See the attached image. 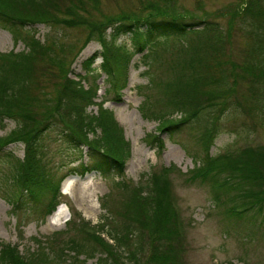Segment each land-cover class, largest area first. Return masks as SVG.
I'll list each match as a JSON object with an SVG mask.
<instances>
[{
	"label": "trees",
	"instance_id": "trees-1",
	"mask_svg": "<svg viewBox=\"0 0 264 264\" xmlns=\"http://www.w3.org/2000/svg\"><path fill=\"white\" fill-rule=\"evenodd\" d=\"M63 1L0 0V27L10 31L16 43L22 41L26 46L20 53L0 55V122L13 119L18 126L15 131L0 139V148L13 143H24L27 146L25 159H15L14 183L22 191L21 199L15 201L17 209L20 203L34 202L37 205L42 201L43 194L49 190L55 191L54 186L51 189L55 175L47 169L42 155L44 137L49 133L60 131V141L75 150L76 154L83 152L81 147H87L88 161L85 165L80 164L76 171L84 173L91 168L110 177L107 175L111 172L118 173L121 170L130 147L124 130L105 104L111 101L109 96L117 101L115 93L122 95L133 57L143 54L147 63L160 62L162 55L159 54V48L167 50L168 40L175 38L181 44V54L185 55L180 57L183 61H179L184 73L167 83L173 84L177 78L174 84H177L178 89L168 92L162 100L167 110L154 109L160 99L154 90L155 79L147 88L150 91L153 86V98L143 92L145 117L158 122L160 129L158 133L148 134L145 141L152 149L161 150L164 146L162 136H173L187 127L198 128L200 141L203 146L206 145L204 158L196 159L195 168L186 174L180 171V175L183 179L185 177L187 184L209 186L213 202L218 208L226 209L229 219L236 223H250L246 238H252L258 215L263 217L260 226L264 225V148H249L236 154L225 153L219 156L210 153V144L222 130V118L230 101L226 100L220 106L219 113L214 114L216 96L213 91L225 80V75L216 77L209 73V67L214 62L221 66L224 35L228 29L224 30L214 22L188 19L182 14H155L146 19L121 14L104 32H100L96 26L91 36L103 45L102 52L95 53L83 63L85 79L83 77L77 81L66 76L61 99L52 114L53 119L57 120L69 118L73 126L62 130L57 122L43 125L46 119L42 124L30 127L32 118L25 108L33 101V64L47 52L45 44L27 28L54 24V19L61 17ZM78 8V4L71 3L70 9ZM230 11H234L235 20L228 22L229 30L232 31L236 21L241 31L251 39L249 58L252 61L246 65L244 73L249 79L250 98L253 99L251 104L254 105L252 109L263 114L264 0H245L242 6ZM69 15L73 21H64V25L81 20L73 13ZM129 34L135 43L136 53L117 44L121 37ZM191 35L197 37L196 42L189 40ZM184 39L187 44H183ZM99 58L103 59L99 69L102 74H97L105 75L107 84V97L101 103L96 102L99 99L98 85L88 88L84 85L87 76L97 71L93 66ZM175 66L172 64L171 68ZM212 85L216 86L215 90L211 88ZM93 106L98 107L96 113L89 111ZM170 170L167 168L162 172H151L145 186L147 192H144L142 186L132 187L124 180L116 183V187L123 193V199L116 203L109 198L104 201V210L112 217V223H108L106 217L101 224V232L107 233L113 244L97 231H90L85 224L83 227L88 232L81 226H70L66 232H60L49 242L38 241V249L27 258L17 246L2 245L0 264H63L64 261L88 264L98 257L99 264H124L127 261H123L122 255L140 253L147 239L151 242L153 252L146 264H183V226L170 191ZM173 170L179 171L176 168ZM71 171L76 172L75 167ZM39 211L41 209L33 210ZM42 211L45 214V210ZM71 212L75 218V213ZM69 229L75 232L68 233Z\"/></svg>",
	"mask_w": 264,
	"mask_h": 264
},
{
	"label": "rangeland",
	"instance_id": "rangeland-1",
	"mask_svg": "<svg viewBox=\"0 0 264 264\" xmlns=\"http://www.w3.org/2000/svg\"><path fill=\"white\" fill-rule=\"evenodd\" d=\"M244 1L64 0L61 3V17L54 19V24H39L27 28L45 44L47 52L45 56H39L33 64L34 81L31 88L33 101L25 108L26 113L32 118L29 126L40 125L46 119L43 125L57 122L62 130L73 126L69 118L63 117L57 120L53 119L52 114L61 99V89L66 76L77 81L79 78L85 79L83 63L103 50V45L91 36L94 27L98 26L99 31L104 32L111 22L122 16L121 14L136 15L142 19L155 14H182L188 19L214 22L218 27L228 29L224 35L221 66L214 62L209 67L210 74L216 77L225 75V80L217 89L216 86H211L213 90L216 89L213 91L216 96L214 114L219 113L220 106L226 100L230 101L222 118V130L210 144L211 155L236 154L249 148H264V113L261 114L252 109L254 105L251 104L253 99L250 98L249 79L244 73L246 65L252 61L249 58L251 39L241 31L236 21L232 31L228 26V22L235 20L234 11L230 10L239 8ZM72 2L78 4L79 8L70 9ZM80 3L82 5H79ZM70 13L81 20L64 25V21H73L69 19ZM189 40L196 42L197 37L191 35ZM185 43H188L186 39L183 44ZM117 44L136 53L137 49L130 34L121 37ZM25 49L26 46L22 41L16 43L12 33L0 27V54L12 51L20 53ZM159 49V54L162 55L160 62L147 63V60L143 59V54H137L132 58L130 83L124 90V96H119L120 101H110L106 105L114 112L132 147L129 168L125 173L120 174L123 178L118 177L119 172L113 171L110 178L94 172L89 180L74 174L66 181L70 188L68 193H62V201L73 205L86 220L94 225L103 222L105 211L102 210L101 202L106 197L115 202L123 199V193L116 187L118 181L124 179L125 182L144 186L151 172L176 167L179 172L186 174L195 168L196 159L204 158L206 145L204 147L200 141L201 133L198 128H184L172 138L163 136L165 143L159 156L156 149H151L145 141L147 134L157 133L160 129L158 122L144 118L141 113L143 92L150 94L151 99L153 98V86L150 91L147 88H150L149 83L155 79L154 90L160 99L154 109L167 110L162 100L168 92L178 89L177 84H174L177 78L172 82L173 84L167 83L184 73L179 61H183L181 58L185 55L181 54V44L178 40L170 38L167 42V50L164 47ZM102 62V58H99L94 65L98 74H102L99 70ZM172 64L176 66L171 68ZM87 79L86 88L97 84L100 87L99 95L104 96L107 87L106 76L97 77L96 74L92 76L90 74ZM101 101L102 98L97 102ZM97 110L96 106L90 109L92 113ZM16 126L13 120L0 122V139L15 131ZM44 139L46 141L45 162L50 169L56 171L54 179L59 181L69 173L70 167L80 164V160L72 161L76 154L62 144L60 131L49 133ZM26 148L24 143H14L0 148V241L19 245L22 254L29 256L37 248L35 243L37 240L46 236L51 238L56 232L67 228L70 214L63 204L61 207L67 220L64 224L57 225L51 223L49 218L42 220V210L32 212L34 208L32 202L20 203L18 209L12 206V201L15 200L13 192L18 189L13 181L15 159L22 161L25 158ZM70 161L72 163L68 164ZM179 172H172L169 182L171 194L181 209L185 226L183 264H264V225L260 226L263 217L260 215L256 217L257 223L253 237L246 238L250 223H236L229 219L226 209L218 208L211 201L209 186L199 183L185 184ZM80 185L85 188V199ZM41 197L47 201L48 194H43ZM109 222L112 223V221ZM21 226L22 233L19 231ZM227 229L229 231H226ZM140 250V253L131 256L122 255L123 261L124 259L127 261L124 264H146L151 251L153 252L151 242L147 239ZM88 264H98V259L90 260Z\"/></svg>",
	"mask_w": 264,
	"mask_h": 264
},
{
	"label": "bare ground",
	"instance_id": "bare-ground-1",
	"mask_svg": "<svg viewBox=\"0 0 264 264\" xmlns=\"http://www.w3.org/2000/svg\"><path fill=\"white\" fill-rule=\"evenodd\" d=\"M69 188H70V186H68L67 184H65L64 189H65V191H66L67 193H68V191H69ZM80 189H81V191H82V193H83V197H84V199H85V198H86V194H85V188H84V186H83V185H80ZM55 213H56V214H55L54 216H52V217L49 218V221H50L51 223H53V224H57V225H60V224H63V223L66 222L67 217H66V215L64 214V211H63V208H62V207H60Z\"/></svg>",
	"mask_w": 264,
	"mask_h": 264
}]
</instances>
